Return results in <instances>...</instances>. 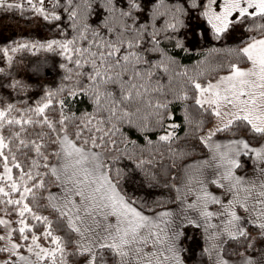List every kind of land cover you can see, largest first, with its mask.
<instances>
[{
	"label": "snow or ice",
	"instance_id": "snow-or-ice-1",
	"mask_svg": "<svg viewBox=\"0 0 264 264\" xmlns=\"http://www.w3.org/2000/svg\"><path fill=\"white\" fill-rule=\"evenodd\" d=\"M0 264H264V0H0Z\"/></svg>",
	"mask_w": 264,
	"mask_h": 264
},
{
	"label": "trees",
	"instance_id": "trees-1",
	"mask_svg": "<svg viewBox=\"0 0 264 264\" xmlns=\"http://www.w3.org/2000/svg\"><path fill=\"white\" fill-rule=\"evenodd\" d=\"M4 35L7 36L8 35V32H4ZM187 62V61H186Z\"/></svg>",
	"mask_w": 264,
	"mask_h": 264
}]
</instances>
